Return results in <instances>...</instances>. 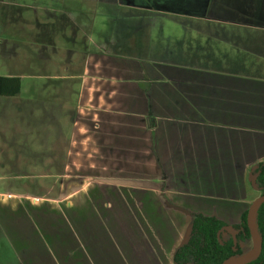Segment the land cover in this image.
I'll use <instances>...</instances> for the list:
<instances>
[{"label":"crops","instance_id":"crops-1","mask_svg":"<svg viewBox=\"0 0 264 264\" xmlns=\"http://www.w3.org/2000/svg\"><path fill=\"white\" fill-rule=\"evenodd\" d=\"M24 1L11 6L34 9ZM55 2L46 10L73 23L64 54L76 70L44 77L55 94L40 109L56 121L67 163L56 199L0 204V239L12 250L0 264H174L194 215L240 225L264 161V23L211 16L214 0ZM102 6L126 22L106 43L91 36ZM157 17L187 21L194 37L153 46ZM26 93L34 112L40 93Z\"/></svg>","mask_w":264,"mask_h":264},{"label":"rangeland","instance_id":"rangeland-1","mask_svg":"<svg viewBox=\"0 0 264 264\" xmlns=\"http://www.w3.org/2000/svg\"><path fill=\"white\" fill-rule=\"evenodd\" d=\"M44 1L46 2L45 8L44 6L40 8L38 6H41V0H33L34 9L26 10V13L11 6L24 4V0H0V76L19 77L24 85L23 90L17 96L0 97V204L13 203L20 200L17 199L19 197L27 200L28 196L45 201L56 199L58 184L62 178L61 173L67 163L65 158H57L60 154L57 155L56 152L58 148L56 139L60 135L58 133L60 129L55 120L46 122L47 116L42 114L40 102L55 94V91L49 87V81L44 78L46 75H70L76 70L66 63L67 56L64 54L65 50L74 48L68 41L72 32L71 29H64L65 24H60L58 21L60 16L46 10V7H49L48 3L51 9L55 8L56 0ZM219 1L227 5V8H219ZM191 2L192 0H176L179 5L184 3L176 7H185ZM83 3L79 6L86 10L90 4ZM27 4L29 5L30 2ZM213 4L211 16L238 22L264 23V0H214ZM103 8L102 6L95 10L90 18L95 28L91 36L99 43H106L105 36L117 29V24H126L121 17H109V14H104ZM78 17L85 22L89 18L84 12H81ZM41 22H48L49 25L57 24L55 34L51 32L52 27L48 31L39 27ZM88 22L91 23L87 21L86 24ZM183 23L187 21L181 22L158 17L151 20L153 46L169 45L171 42L174 45L183 40L191 41L189 36L194 37V33L187 32ZM64 34H67L65 38ZM79 35L78 45L83 44L84 37L82 32ZM115 41L117 42V39ZM46 43L48 48L41 47V44ZM69 66L70 69L66 71ZM78 66L81 67L82 64ZM31 77L39 78L32 79ZM76 85L77 82L71 83L73 88H76ZM67 87L70 88L69 85ZM34 88L38 89L40 96L34 112H30L27 106L30 101L26 92H31ZM9 98L13 99L9 102ZM70 99H72L71 95ZM51 103L57 104L56 101H51ZM4 107L9 110L5 111ZM256 192L259 198L258 189ZM11 196L13 197L9 198ZM28 202L27 200L26 203ZM223 237L229 239L230 236L224 234ZM187 238L188 234L186 240ZM1 239L0 262L2 258H7L2 255L1 251H12L7 240ZM241 247L245 252L252 250L254 248L252 237L243 241Z\"/></svg>","mask_w":264,"mask_h":264},{"label":"trees","instance_id":"trees-1","mask_svg":"<svg viewBox=\"0 0 264 264\" xmlns=\"http://www.w3.org/2000/svg\"><path fill=\"white\" fill-rule=\"evenodd\" d=\"M58 21H60L61 25L62 23L66 26L73 25L64 16H60ZM56 26L58 25H49L44 27L43 30L48 31L52 27L51 32L55 34ZM20 92L21 79L19 77L7 78L0 76V97H14ZM252 182L258 189L260 196L264 195V161L260 162L252 170ZM247 216L248 211L242 216L240 225L229 227L215 217L202 214L194 215L188 238L174 255V264H223L226 261L247 255L250 251L245 252L243 249L235 247L233 241L224 242L221 235V231L229 227L237 232V240L246 241L251 238L247 225ZM257 228L262 242V253L256 261L250 264H264V203L260 206L257 213Z\"/></svg>","mask_w":264,"mask_h":264},{"label":"water","instance_id":"water-1","mask_svg":"<svg viewBox=\"0 0 264 264\" xmlns=\"http://www.w3.org/2000/svg\"><path fill=\"white\" fill-rule=\"evenodd\" d=\"M264 203V195L257 198L251 205V207L248 210V216H247V225L251 233V237L253 239L254 248L251 251H254L252 257L246 260H240L244 256H241L239 258L229 260L224 262L223 264H250L254 261H256L261 253H262V242L258 234V228L257 231L254 227V221L256 220V227H257V213L260 208V206Z\"/></svg>","mask_w":264,"mask_h":264},{"label":"flooded vegetation","instance_id":"flooded-vegetation-1","mask_svg":"<svg viewBox=\"0 0 264 264\" xmlns=\"http://www.w3.org/2000/svg\"><path fill=\"white\" fill-rule=\"evenodd\" d=\"M228 226H229V225H228ZM234 226H236V225H234ZM229 227H232V226H229ZM229 227L226 228V229H224L223 231H221L222 240H223L224 242H230V241H233L235 247H239L240 249H243V248L241 247V243H242L243 241H241V240H237V237H236V236H237V232H235L234 230L230 229ZM224 234L229 235V236H230L229 239H224V237H223ZM250 251H251V250H250Z\"/></svg>","mask_w":264,"mask_h":264},{"label":"bare ground","instance_id":"bare-ground-1","mask_svg":"<svg viewBox=\"0 0 264 264\" xmlns=\"http://www.w3.org/2000/svg\"><path fill=\"white\" fill-rule=\"evenodd\" d=\"M254 227H255V230L257 231V227H256V220L254 221ZM254 251H250L247 255H245L243 258H241L240 260H246V259H249L250 257H252Z\"/></svg>","mask_w":264,"mask_h":264}]
</instances>
